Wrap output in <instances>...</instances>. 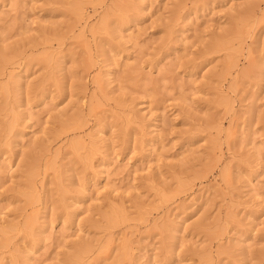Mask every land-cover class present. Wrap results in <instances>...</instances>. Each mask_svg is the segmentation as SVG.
Segmentation results:
<instances>
[{
  "label": "rangeland",
  "instance_id": "374dc122",
  "mask_svg": "<svg viewBox=\"0 0 264 264\" xmlns=\"http://www.w3.org/2000/svg\"><path fill=\"white\" fill-rule=\"evenodd\" d=\"M0 264H264V0H0Z\"/></svg>",
  "mask_w": 264,
  "mask_h": 264
}]
</instances>
